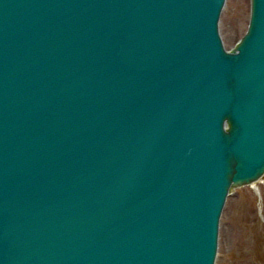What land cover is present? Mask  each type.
Wrapping results in <instances>:
<instances>
[{"label": "water", "instance_id": "water-1", "mask_svg": "<svg viewBox=\"0 0 264 264\" xmlns=\"http://www.w3.org/2000/svg\"><path fill=\"white\" fill-rule=\"evenodd\" d=\"M219 2L0 0V264H213L264 170V0L229 54Z\"/></svg>", "mask_w": 264, "mask_h": 264}, {"label": "rangeland", "instance_id": "rangeland-1", "mask_svg": "<svg viewBox=\"0 0 264 264\" xmlns=\"http://www.w3.org/2000/svg\"><path fill=\"white\" fill-rule=\"evenodd\" d=\"M248 12V0H227L220 21L226 44H232L245 30ZM256 188L257 190L250 187L238 188L232 195L222 220L226 226L223 228V225L220 230L218 264L224 262L251 264L247 263V255L238 250L242 238L254 245L253 252L257 255L258 261L260 250L264 254V181L258 183ZM226 242L229 244L228 247ZM234 250L236 251L233 253ZM261 259L264 261V258Z\"/></svg>", "mask_w": 264, "mask_h": 264}, {"label": "bare ground", "instance_id": "bare-ground-1", "mask_svg": "<svg viewBox=\"0 0 264 264\" xmlns=\"http://www.w3.org/2000/svg\"><path fill=\"white\" fill-rule=\"evenodd\" d=\"M220 28H221V26H220ZM232 29H230V31H231ZM222 33V32H221ZM232 33V32H231ZM236 33V32H235ZM236 34H238V33H236ZM223 36V35H222ZM233 37V36H232ZM232 40V39H231ZM225 41V40H224ZM234 42V41H233ZM233 42H232V44H233ZM226 43V42H225ZM262 181H264V176H262V178H259V179H257L256 181H254V182H252L251 184H249V185H247L246 187H250V188H252L253 190H257V188H256V185L258 184V183H260V182H262ZM238 187L239 186H236L235 188H234V190L233 191H237L238 190ZM257 193H258V191H257ZM259 194V193H258ZM238 197V196H237ZM259 197V196H258ZM230 200H232V195L229 197V199L227 200V204H226V207H228V205H229V203H230ZM226 211V210H225ZM220 223H219V228H220V230H221V228H222V226H223V228L226 226V223L224 224L223 223V217H220ZM227 233H229V236H230V231L228 230V232ZM217 238H218V236H217ZM241 239V238H240ZM227 243V242H226ZM226 246V245H225ZM229 246V244L227 243V246L226 247H228ZM229 249V248H228ZM240 249V251H242L244 254H246L247 255V258H248V260H247V263L249 262V263H251V264H264V261H262V259H261V257L262 258H264V254L263 253H261V250H260V257H259V261H258V258H257V255L253 252V251H255V247H254V245L251 243H249L247 240H245V238H242L241 239V245H240V247L238 248V250ZM250 249V250H249ZM218 250H219V246H218V248H217V252H216V254H215V258L213 259V264H218V261H217V257H218ZM237 250V251H238ZM236 250H234L233 251V253L235 252ZM239 252V251H238ZM250 252H251V254H250ZM238 254V253H237ZM217 255V256H216ZM232 263V262H231ZM231 263H228V262H224V264H231Z\"/></svg>", "mask_w": 264, "mask_h": 264}]
</instances>
